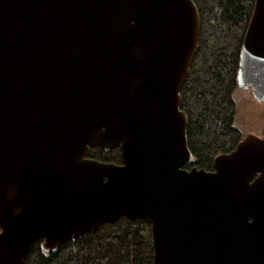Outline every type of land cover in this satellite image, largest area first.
<instances>
[{"label": "water", "instance_id": "1", "mask_svg": "<svg viewBox=\"0 0 264 264\" xmlns=\"http://www.w3.org/2000/svg\"><path fill=\"white\" fill-rule=\"evenodd\" d=\"M200 33L194 0H0V264L123 217L151 226L154 264H264V138L191 167ZM238 86L264 102V0Z\"/></svg>", "mask_w": 264, "mask_h": 264}, {"label": "trees", "instance_id": "2", "mask_svg": "<svg viewBox=\"0 0 264 264\" xmlns=\"http://www.w3.org/2000/svg\"><path fill=\"white\" fill-rule=\"evenodd\" d=\"M201 19L199 50L181 91L188 115V146L197 167L212 171L214 159L243 138L236 127L240 54L255 0H194ZM89 157L121 164V149L92 148ZM151 226L123 217L45 253L36 241L25 264H154Z\"/></svg>", "mask_w": 264, "mask_h": 264}, {"label": "rangeland", "instance_id": "3", "mask_svg": "<svg viewBox=\"0 0 264 264\" xmlns=\"http://www.w3.org/2000/svg\"><path fill=\"white\" fill-rule=\"evenodd\" d=\"M250 95L242 88L234 92L238 110L235 125L243 136L256 134L264 138V103L255 102Z\"/></svg>", "mask_w": 264, "mask_h": 264}, {"label": "flooded vegetation", "instance_id": "4", "mask_svg": "<svg viewBox=\"0 0 264 264\" xmlns=\"http://www.w3.org/2000/svg\"><path fill=\"white\" fill-rule=\"evenodd\" d=\"M239 88H242V89H244L245 91H250L251 92V98L253 97V100L255 101V102H257L258 103V101L256 100V98H255V96H254V93H253V90H252V88H250V87H248V86H245V87H239V86H237V88H236V90L237 89H239ZM236 90H235V92H236ZM262 103H264V102H262ZM237 113H238V110H237ZM236 117H237V115H236ZM256 135V134H255ZM258 136V135H257Z\"/></svg>", "mask_w": 264, "mask_h": 264}]
</instances>
